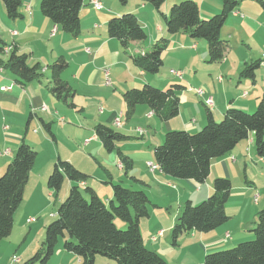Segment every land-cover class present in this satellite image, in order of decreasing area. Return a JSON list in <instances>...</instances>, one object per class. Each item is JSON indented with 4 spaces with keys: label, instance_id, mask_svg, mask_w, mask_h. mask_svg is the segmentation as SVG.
<instances>
[{
    "label": "crops",
    "instance_id": "0c3cea01",
    "mask_svg": "<svg viewBox=\"0 0 264 264\" xmlns=\"http://www.w3.org/2000/svg\"><path fill=\"white\" fill-rule=\"evenodd\" d=\"M91 1L85 0L81 8V35L78 38L64 33L60 28L52 35L56 25L41 13V0H25L20 9V19L11 20L7 15L1 17L3 32L9 34L11 43L4 40L6 36L2 33L1 38L8 45L17 46L21 54L30 55V65L39 63L48 67L60 57L67 60L68 68L62 78L75 91L76 109H71L51 96V74L50 83L45 87L43 80L22 86L10 72L1 70L0 131L3 134H0V175L13 160L22 141H25L37 155L47 150V155L42 160L36 158L29 178L31 185L37 181L39 184L48 181L57 160L64 159L80 169L82 166L83 172L90 173V178L97 183L93 185V182H87L86 185L91 186L105 202L113 200L111 184H117L114 183L116 181L127 188L144 191L152 206L149 218L140 221L144 244L169 264H203L209 253L229 249L251 239L253 235L250 231L257 221V212L253 211L252 217L251 208L259 207L260 199L256 173L249 165V161L256 164L254 156L250 155L253 147L256 151L254 134L240 143L231 154L213 160L210 175L203 184L192 180H177L160 170L151 172L147 164H156L154 149L164 142L168 132L186 131L193 134L205 126L208 111L219 121L230 107L253 112L264 102V0H239L237 9L229 15L221 31V37L229 42L230 49L219 64L207 63L208 46L204 40H194L184 33L168 35L166 27L162 26L160 14L149 3L128 0L126 5H122L118 0H98L104 8L96 10L91 6ZM182 1L185 0H165L161 9L163 14L168 15L172 6ZM192 1L197 3L201 19H209L223 9L222 0ZM125 13L136 15L148 36L143 43L130 44L127 53L118 40L108 35L107 30L111 18ZM12 31H17V35L13 36ZM162 37H169L170 44L163 54L164 65L158 75L148 74L135 66L131 55L151 50L153 44ZM254 62L260 63L254 79L241 77L242 70ZM172 71L181 72L182 78H176ZM214 73L219 74L217 81L212 78ZM177 80L180 82L177 83ZM173 84L184 86L179 94L178 117L162 122L148 106L140 105L130 121L124 119L125 92L144 85L166 90ZM200 84L205 89L201 88L205 91L203 97L196 93ZM3 87L8 90L2 91ZM208 97L214 100L212 108L204 104ZM199 102L205 106L204 111ZM62 104L77 112L91 110L92 113L87 117L96 121L94 128L98 124H104L115 130L122 129L123 134L131 137L120 145V149L133 160L132 171L127 174L124 168L119 167L117 154L107 153L95 136L94 128L93 134L91 131L73 134V151L62 152L59 134L69 132L70 127L68 124L64 125L65 117H60V108L64 109ZM43 106L47 107V111H41ZM64 112L69 117L72 116L70 111L64 109ZM94 114L99 119H95ZM119 114H122L125 124L121 128L114 125V119ZM43 123L50 124L54 139ZM5 125L8 127L6 131L3 130ZM31 128L34 130L32 134ZM6 151L7 154L4 153ZM93 159L103 162H99L101 169L94 164ZM107 177L109 180H106ZM222 177L236 180V184H232L231 197L235 198V202L231 204L233 211L228 208L229 202L226 205L229 221L209 233L192 231L179 239L178 246H173L172 230L182 214L184 204L187 201L196 204L195 202L209 198L214 191L215 179ZM102 184L109 186L103 187ZM70 186L71 183L66 180L61 192L63 198L68 195ZM48 194L53 197L49 190ZM161 200L167 201L166 208L176 206L175 212L168 210L167 215L157 212V208L162 209ZM160 231L164 232L163 236L152 241V236ZM12 236L13 233L0 242V264H14L13 257L22 252V247H18L19 252L16 254ZM24 252L21 257H17L21 260L18 264L27 261L33 254L31 252L27 255ZM69 254L79 264V258ZM106 261L100 260V264H117L115 261Z\"/></svg>",
    "mask_w": 264,
    "mask_h": 264
},
{
    "label": "trees",
    "instance_id": "16d2710c",
    "mask_svg": "<svg viewBox=\"0 0 264 264\" xmlns=\"http://www.w3.org/2000/svg\"><path fill=\"white\" fill-rule=\"evenodd\" d=\"M6 15L11 20L22 17L20 9L25 0H1ZM85 0H41V13L64 33L74 38L81 35L80 11ZM126 5L128 0H118ZM151 4L162 16L168 35L184 33L194 40H204L208 46L209 64H219L225 59L230 44L222 39L221 31L234 12L239 0H222L221 13L201 19L199 7L192 0L173 5L169 15L162 12L165 0H141ZM108 35L120 42L125 53L132 43H143L148 36L136 15L125 13L109 20ZM170 44L169 37L157 40L151 50L133 54L135 66L148 74H158L163 65V54ZM7 48H10L7 51ZM259 62L248 64L241 77L254 79ZM68 62L58 58L47 67L50 71L51 96L57 101L76 109L75 91L63 80ZM0 69L10 72L17 83L27 86L45 78V69L39 64L30 65V55L21 54L17 46L8 45L0 36ZM184 86L170 85L166 90L144 85L124 93L126 104L124 119L130 121L140 105L148 106L162 122L179 116L180 97ZM54 139L50 124L43 123ZM95 136L107 153H116L122 168L128 174L133 169V160L125 155L120 145L131 139L104 124L94 128ZM254 134L257 155L264 159V102L252 112L230 107L223 118L217 121L208 111L203 129L192 134L186 131H170L164 142L154 149L155 165L162 173L177 180H192L203 184L210 175L213 160L231 154L236 147ZM37 157V152L25 141L18 147L13 160L0 177V242L9 238L14 229L15 214L23 202L24 192ZM90 176L78 170L71 162L58 159L48 177L47 186L57 200L65 181L71 183L68 195L61 202L56 219L46 227L40 249L24 264H48L56 252L61 238L63 249L76 255L79 264H97V256H103L117 264H169L157 252L148 249L140 229V221L149 218L151 201L142 190L111 184L113 200L105 202L89 185ZM144 184V182L139 181ZM213 194L199 205L187 201L184 211L172 230L173 246L179 239L192 232L209 233L226 224L230 217L226 205L231 196L232 184L228 178H216ZM59 197V198H58ZM124 224L118 228L116 221ZM250 232L252 241L238 243L206 255L203 264H264V209L257 214V221ZM16 259V258H15ZM15 259L13 261H15ZM18 259V258H17ZM20 263V259H18Z\"/></svg>",
    "mask_w": 264,
    "mask_h": 264
},
{
    "label": "rangeland",
    "instance_id": "374dc122",
    "mask_svg": "<svg viewBox=\"0 0 264 264\" xmlns=\"http://www.w3.org/2000/svg\"><path fill=\"white\" fill-rule=\"evenodd\" d=\"M3 15L6 16V10H5L4 3L0 0V19H1V17L3 18ZM160 17H161V20L163 22L162 26L165 27L164 20H163L161 15H160ZM3 31H4V27H3L2 23H1V20H0V33H2V35L6 36V39L4 37L3 38H4L5 41H7V43L10 44L11 42H10L9 34L7 35ZM42 67L45 69L46 66H42ZM45 71H47V72L44 73V75H45V78L43 79L44 87L47 86L50 83V80H49L50 71L47 70V67H46ZM156 75H158V74H156ZM218 77H219V74H217V73H214L212 75V78L215 81H217ZM178 82H180V81L177 80V83ZM198 87L203 88L201 86V84ZM155 88H158V87H155ZM158 89H160V88H158ZM188 89H189V87H188ZM195 97L198 98L197 96H195ZM61 106L67 112L70 111L71 112L70 114L72 116L69 117L67 115V113L64 112V109L62 110L60 108V111L62 112V114H60L61 115L60 117L61 118L65 117L64 118L65 119L64 125L68 124V125H70V127H69V132H65L64 131V132L59 134V140H60L59 145H60V149L62 150V152L66 151V152L70 153V152L73 151V145L71 143H73V144L75 143L74 140H73L74 139L73 134L85 133L87 131L88 132L91 131V134H93V128H94V125L96 124V121L94 119L90 118V117H87V115L92 113V111L89 110V109H87L86 112H85V110H82L81 112H77L75 110L69 109L68 107H64L63 104ZM199 106H200V108L203 111L205 110V106L206 105L204 106V105H202V103L199 102ZM80 107L83 108V106H80ZM249 113H252V112H249ZM93 117L95 119H99L98 115H96V114H94ZM73 119H75V120H73ZM202 129H203V127L199 131H197V132H195L193 134H196V133L200 132ZM33 131H34L33 128H31L30 133L32 134ZM117 131H119L120 133H123L122 129H117ZM0 134H3V132L0 131ZM135 142H137V141H135ZM5 154H7V153H5ZM46 155H47V150H44V151H41L40 154L37 155L36 158L40 161ZM250 155H253L254 156L253 158L256 161V164L251 163V161H249V165L251 166V168L256 173V177H257V182L256 183H257L258 189H260V199H259V201L257 200L259 202L258 203L259 207L256 206V207H252L251 208V211H252L251 214H252V217H253L254 216L253 211L257 212V214H258L261 210L264 209V161H260V159H259L260 157L257 155V152L255 151L254 147H253ZM98 160L96 161L95 159H93V162H94V164L96 166H98L101 169V167L99 165V162H101L102 164H103V162L100 159H98ZM65 161H67V160H65ZM76 168L78 170H80L81 172H83L81 170L82 166H81V169L78 168V167H76ZM249 172H250V170H249ZM83 173H85V172H83ZM85 174H87V175L89 174L90 175V173H85ZM1 176H2V174L0 175V177ZM116 176H118V175L116 174ZM106 180H109L108 177L106 178ZM230 181H231V184H233V186H234V184H236V180L234 178L232 180L230 179ZM89 182H93V185H95L97 183V182L94 181L93 178H90ZM98 182H100V181H98ZM114 183L119 184L118 181H116ZM122 185H124V184H122ZM133 185H134V183H133ZM102 186L103 187H108L109 184L108 185H103L102 184ZM48 190L49 189H48V186H47V180H45V182H42V184H39V181L33 182L32 185L29 184V182L27 183V186H26L25 192H24L23 202H22V204L20 205V207L18 208V210H17V212L15 214V224H14V229H13L14 232H13V236H12L14 244L16 246V250H17L16 254L19 252V248L18 247H22V252L20 254H18L17 256L13 257V260L15 258L17 259V257L18 258L21 257L23 251H25L24 254L28 255V253L32 252L33 253L32 255H34L36 253V251L38 249H40L41 243L44 240L46 227L56 219L57 210H58L61 202L64 199L63 198L64 195L61 196V194H60V199L57 200V197L55 198L56 195L54 193H53V197H51L48 194ZM135 190L139 191V189H135ZM233 193H235V191ZM101 194H102V192H101ZM231 195H232V190H231ZM230 198L231 199H229V201H228L229 202L228 208L231 209V207H232L231 204L235 202V198H233L231 196H230ZM161 201H162L161 202L162 203V209L157 208L156 209L157 212H162L163 214H166V215H167V213H169L168 210H172V211L175 212V210L177 208L176 206H174V207L171 206V208H166L167 201L166 200H161ZM203 201H205V200H203ZM203 201L195 202L196 204H194V205H199ZM185 204L183 206L182 213L184 211ZM149 209L152 210V206L151 205L149 206ZM231 211H233V210L231 209ZM145 220H147V219H145ZM116 224H117L118 228H120V229H124L125 228L124 224L120 220H117ZM253 239H254V236L251 239L245 240V242L252 241ZM64 242H65V239L61 238L60 241H59V245L56 248V252H55L54 256L52 257V259L49 261L48 264H76L75 257L73 255L69 254V253H66L63 250ZM232 248H229V249H232ZM100 260H103L104 262H107L106 260H108V259L103 257V256H97V258H96L97 264H100ZM24 262H22L21 264H24ZM203 262H204V260H203ZM14 264H17V263H14Z\"/></svg>",
    "mask_w": 264,
    "mask_h": 264
},
{
    "label": "built area",
    "instance_id": "2783aa9c",
    "mask_svg": "<svg viewBox=\"0 0 264 264\" xmlns=\"http://www.w3.org/2000/svg\"><path fill=\"white\" fill-rule=\"evenodd\" d=\"M90 4H91V6H92L94 9H96V10H102V9L104 8V7H103V4H102L100 1H98V0H92V1L90 2ZM57 30H58V26H55V28H54L53 31H52V35H54V34L56 33ZM12 35H13V36H16V35H17V31H12ZM9 49H10V48H7V51H8ZM88 51H89V50H88ZM172 74H173L176 78H182V75H183L181 72H177V71H172ZM1 89H2V91H6V90H8L7 87H3V88H1ZM198 89L200 90V94H202L203 96H205V91H204L203 89H201V88H198ZM209 99H210V103H211L212 97H209ZM41 111H42V112L47 111V107H46V106L41 107ZM114 125H115L116 127H119V128H121V127H123V126L125 125L124 123H122V122L120 121V114L114 119ZM3 130H4V131L8 130V127L5 125V126L3 127ZM139 132L142 133L141 130H139ZM5 153H8V151L5 152ZM147 165H148V167L150 168L151 172H155L156 170L159 169V167H158L157 165L153 164V163H148ZM163 234H164V232H163V231H160V232H158L155 236H152L151 239H152L153 241H157L159 238H161V237L163 236ZM15 261H16V262H19L18 259H16Z\"/></svg>",
    "mask_w": 264,
    "mask_h": 264
},
{
    "label": "bare ground",
    "instance_id": "6f19581e",
    "mask_svg": "<svg viewBox=\"0 0 264 264\" xmlns=\"http://www.w3.org/2000/svg\"><path fill=\"white\" fill-rule=\"evenodd\" d=\"M0 71H1V69H0ZM196 93H197L198 96L203 97V95L200 94V90H199V89H196ZM204 102H205V105H206L207 107H209V108H212V107L214 106V100H213V98H212V100H211V103H210V99H209V97H208L207 99H205ZM122 119H123V116H122V114H120V121L123 123ZM0 154H1V153H0ZM119 165H120V168H122L121 164H119ZM15 260H16V259H15ZM14 262H15V261H14Z\"/></svg>",
    "mask_w": 264,
    "mask_h": 264
}]
</instances>
